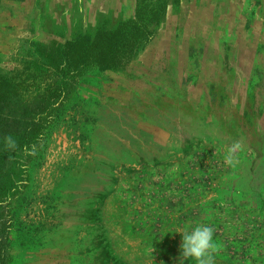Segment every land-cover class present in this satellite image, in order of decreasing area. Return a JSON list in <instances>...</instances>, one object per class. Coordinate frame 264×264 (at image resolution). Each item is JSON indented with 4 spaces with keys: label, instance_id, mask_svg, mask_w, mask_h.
Here are the masks:
<instances>
[{
    "label": "rangeland",
    "instance_id": "374dc122",
    "mask_svg": "<svg viewBox=\"0 0 264 264\" xmlns=\"http://www.w3.org/2000/svg\"><path fill=\"white\" fill-rule=\"evenodd\" d=\"M94 50L133 55L77 75ZM196 223L264 264V0H0V264H180Z\"/></svg>",
    "mask_w": 264,
    "mask_h": 264
},
{
    "label": "trees",
    "instance_id": "16d2710c",
    "mask_svg": "<svg viewBox=\"0 0 264 264\" xmlns=\"http://www.w3.org/2000/svg\"><path fill=\"white\" fill-rule=\"evenodd\" d=\"M148 6V5H147ZM151 8L149 12H143V11H137L136 17L133 20H127L123 21L118 24V27L115 29L114 32H111L109 35L111 37L120 36L119 38H123L126 36L127 40L129 38V35H135L136 32L138 33H148L151 31V28L154 26L156 21V12L161 13V9H165L166 3H162L159 5V9H154L150 5L148 6ZM150 39L148 36H141L140 39L137 40L138 43L146 44L148 40ZM99 51L96 52L95 50L92 52H86L84 55V58L82 59V63H79V65H75V70L78 71L79 76H85L87 74L94 73H101V71L106 70L108 68H113L116 66H120L121 64L127 63L130 58L132 57L133 53L130 54L122 53L119 51ZM127 61V62H126ZM76 76V75H75ZM83 76V77H84ZM78 86V85H77ZM76 86V88H77ZM78 89V88H77ZM77 91V90H75ZM3 97V95H2ZM63 107H65V104L60 103L58 106V109L56 112H60Z\"/></svg>",
    "mask_w": 264,
    "mask_h": 264
},
{
    "label": "clouds",
    "instance_id": "9594fccd",
    "mask_svg": "<svg viewBox=\"0 0 264 264\" xmlns=\"http://www.w3.org/2000/svg\"><path fill=\"white\" fill-rule=\"evenodd\" d=\"M227 160L228 163H231L230 155ZM213 237L214 229L207 224L196 223L193 226L185 227L180 245V264L187 259L195 261V264H215L212 252L217 245Z\"/></svg>",
    "mask_w": 264,
    "mask_h": 264
},
{
    "label": "crops",
    "instance_id": "0c3cea01",
    "mask_svg": "<svg viewBox=\"0 0 264 264\" xmlns=\"http://www.w3.org/2000/svg\"><path fill=\"white\" fill-rule=\"evenodd\" d=\"M129 87L127 86V85H122V86H120L119 88H117L116 90H115V92H117V94L116 93H110V94H108L107 96H106V99L108 100V102H107V108H109V109H111L112 107H113V103L111 102V101H115V100H117V101H125V100H127V94L126 93H128V91H129V89H128ZM119 92V93H118ZM111 99V100H110ZM110 100V101H109ZM146 100L148 101L149 100V104H148V106H149V108H151V104L150 103H152L150 100V98H146ZM124 107H126L127 106V102H122L121 103ZM153 104V103H152ZM112 105V106H111ZM128 108V107H127ZM126 108V109H127ZM126 109H124V111L126 112ZM113 110V109H112ZM116 110L118 111V108H116ZM115 109L113 110V111H116ZM116 114V120H117V122H123V123H128V124H132L133 126H137V127H140L139 125H138V120H129V119H131L130 117L128 118V117H126V119L121 115V114H119V112H117V113H115ZM127 118H128V120H127ZM144 118H145V116H144ZM150 119V118H149ZM143 130H144V132H146V133H148V134H151V131H152V129H145V128H143ZM148 148V147H147ZM150 148V147H149ZM148 151H149V149H148Z\"/></svg>",
    "mask_w": 264,
    "mask_h": 264
}]
</instances>
